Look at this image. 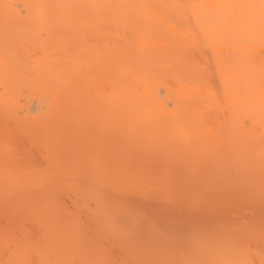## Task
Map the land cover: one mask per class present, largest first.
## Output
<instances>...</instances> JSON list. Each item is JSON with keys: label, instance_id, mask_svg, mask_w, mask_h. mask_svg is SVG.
Listing matches in <instances>:
<instances>
[{"label": "bare ground", "instance_id": "6f19581e", "mask_svg": "<svg viewBox=\"0 0 264 264\" xmlns=\"http://www.w3.org/2000/svg\"><path fill=\"white\" fill-rule=\"evenodd\" d=\"M0 264H264V0H0Z\"/></svg>", "mask_w": 264, "mask_h": 264}]
</instances>
